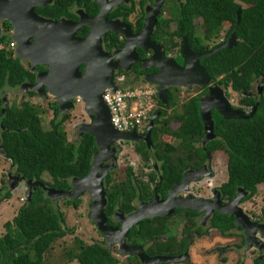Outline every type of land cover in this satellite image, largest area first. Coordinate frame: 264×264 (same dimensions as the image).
<instances>
[{
  "label": "trees",
  "instance_id": "trees-1",
  "mask_svg": "<svg viewBox=\"0 0 264 264\" xmlns=\"http://www.w3.org/2000/svg\"><path fill=\"white\" fill-rule=\"evenodd\" d=\"M202 19V36L195 33L196 18ZM236 44L231 48H222L212 55L200 59L212 81L231 88L236 92H247L252 82L263 78L262 92L257 99L244 96L241 102L257 107L253 115L247 119H224L218 112L213 113L214 133L227 152L228 182L225 184V194L232 198L237 187L249 192L252 197L257 185L264 183V0H183L180 6L170 10V17H160L157 23L156 35L165 44L167 51L179 46V40L187 36L194 51H204L215 47L209 40L216 38L224 22L230 24L225 38L237 24ZM176 22V28L171 29L169 21ZM10 40L6 35L0 36V92L5 88H21L24 82H34L35 72L26 68L13 51L1 46V43ZM34 95V90H28ZM199 98L195 95L183 102L181 112L174 115L180 125L174 130L166 131L180 140L181 151H202L195 144L203 135V123L199 114ZM161 103V101H159ZM177 105V96L174 89L168 91L167 107ZM50 121V128H42L41 113L37 106L28 101L21 105L5 106L0 95V148L15 164L17 173L22 179L35 180L58 190L71 187L74 177L85 176L90 170L92 155L97 146L93 136L84 133L77 142H70L66 138L62 121L57 116ZM167 115L161 110V117ZM155 123H162L159 118ZM213 140L212 143H217ZM198 146V145H197ZM157 152L163 151L160 156L164 159L162 181L158 191L165 194L168 188L180 182L183 167H173L169 153L178 150L174 144L154 146ZM147 152L144 146L142 149ZM172 163V162H171ZM48 174L50 181L43 179ZM149 182L132 180L129 175L126 181L114 183L111 186V177L105 178V194L107 203L104 207L106 216L113 214L115 209L125 212L132 208V202L137 197L152 198L154 191L151 182L157 179L155 174L149 176ZM0 192V202L11 197L6 189ZM247 198H243L245 200ZM80 198L67 199V204L77 207ZM176 213L181 208L175 209ZM264 212V211H263ZM196 211H191V227L188 235L182 239L179 253L187 249L188 242L194 235L198 237L209 235V230L215 225L219 233L226 237L234 234V229H240L234 222V217L224 215L213 216L210 226L204 227L196 222ZM154 219V218H153ZM144 219L138 226L129 229L127 243L141 245L150 256L162 254L160 250H151L148 244L157 241L159 230L152 223L156 219ZM218 221V222H217ZM5 233L0 235V264H44L43 255L48 252L54 242L66 234L73 232L66 225L64 212L53 200L46 195L41 187H35L29 200L19 208L17 214L4 223ZM73 248L68 250L69 261L76 259L79 264H121L120 260L104 246V244H85L75 238ZM225 247L219 248L224 251ZM128 259L137 260L134 264H141L134 255ZM131 264V263H129ZM163 264V263H162ZM240 264V261L237 262ZM253 264H264V257L254 259Z\"/></svg>",
  "mask_w": 264,
  "mask_h": 264
},
{
  "label": "water",
  "instance_id": "water-1",
  "mask_svg": "<svg viewBox=\"0 0 264 264\" xmlns=\"http://www.w3.org/2000/svg\"><path fill=\"white\" fill-rule=\"evenodd\" d=\"M164 1L155 0L154 6L150 8V11L153 10V12L150 16L147 15V24L139 36H134L129 26L118 19L109 22L105 21L104 27H99L96 21L100 18H106L105 11L96 17H88L81 14L79 22L70 20L50 21L34 15L29 6L28 9L36 25L29 30H24L15 24L16 29L12 36L16 42V56L20 60L30 61V66L28 67L30 70H33L37 65L44 66L48 62L52 63H50L52 66L51 74L45 71L37 72L34 82H24L21 85L23 90L29 88L42 95L46 87L56 98L61 113L70 110L72 108L71 100L79 97L85 103L86 112L95 116L91 123L84 124L79 129L81 133L86 131L91 134L98 148L93 154L88 173L82 177L72 178L71 187L66 190H58L38 181L32 183L31 180H28V184L31 185L32 189L41 187L52 200L64 196L75 199L85 190L90 192L92 198L90 216L106 244H117L120 255H134L141 264L174 263L189 257L187 252L175 256L166 254L150 256L146 253L143 246L129 245L127 243L128 230L131 227L137 225L143 219L169 215L174 212L175 208H189L202 212L201 224H204V221L215 210L233 216L235 224L244 229L246 241L250 245L260 244L255 236L257 231L264 235V221L260 222L250 219L239 206L240 200L246 193L243 188H238L233 200L227 204L208 205L201 197L192 194L179 195L188 190L186 187L188 181L186 174L183 175L179 183L170 188L165 199H160L157 188H155L153 200L142 202L135 213L121 220L119 228L107 225V217L104 211L107 203L104 175L107 174V168L102 167L101 163L106 155L111 153L110 144L112 142L117 139H131L136 135V132L135 129L131 130L130 133L118 131L110 122L111 115L108 106L103 100V94L106 89L116 91L118 87L115 85L111 75L113 71L106 74L100 71L103 66L100 67L102 60H109L107 53L103 51L101 46L102 36L107 31L125 36L126 45L121 51L122 55L123 53L133 54L136 46L152 51V62L150 63L153 64H149V66L154 65L160 71L154 76H150L148 81L158 86V96L163 103H167L168 90L171 87L192 88L194 85H209L212 79L205 67L201 65L200 59L212 55L222 48H231L236 44L235 31L240 21L239 17L237 24L231 30L227 39L215 47L204 51H194L190 47L187 37H185L179 51L184 60V66L178 65L171 56L163 53L160 44L154 43L150 39L152 27L156 22L159 8ZM83 25L90 27V30L86 37L80 38L76 33ZM51 33L54 36H57L55 33H63V36H61L64 42L63 44L61 43V47L56 51L52 49L48 51L46 47ZM31 38H34V40L32 41ZM121 54L117 52L114 55L123 60ZM82 64L85 65L83 74L78 71L79 66ZM60 67L69 74L63 75L62 70L59 69ZM60 87L62 89L67 88L68 91L59 89ZM200 104V116L204 129L202 143H206V141L215 137L211 115L212 109H217L224 119L241 120L251 117L257 107L256 103L249 114L240 109L232 108L230 101L224 94L223 88L218 83L209 87L208 95L201 99ZM155 118L156 115H153L150 126L143 136L148 143L151 142L150 131L154 125ZM31 195L32 191L28 193V200Z\"/></svg>",
  "mask_w": 264,
  "mask_h": 264
},
{
  "label": "flooded vegetation",
  "instance_id": "flooded-vegetation-1",
  "mask_svg": "<svg viewBox=\"0 0 264 264\" xmlns=\"http://www.w3.org/2000/svg\"><path fill=\"white\" fill-rule=\"evenodd\" d=\"M182 1L183 0H165L162 3V5L159 8L158 14H157L156 22L154 23V25L152 27L150 39L152 40V42L160 44V46H162L163 53L165 55L171 56L178 65L183 67L184 66V60L181 57L179 51H180L181 44H182L184 38L187 36L185 35L179 40V46L177 48L173 49L172 51L166 52L165 44L163 43V41L159 40L157 35L155 34L159 18L160 17L169 18L170 17V10L174 9L175 6L176 7L180 6ZM154 2H155V0H0V36L6 35L7 37L10 38L9 41H11V40H13L12 36H13L15 29H16L15 24L19 28L24 29V30H26V29L29 30L33 26L36 25L34 23L31 12L28 9V6H29V8L31 7V11L34 15H36L40 18L48 19L50 21L70 20V21H74V22H79L81 19V14L87 15L88 17H96L99 14H101L103 11H105L106 12V18L105 19L100 18L99 20L96 21L98 23L99 27H104L105 21L109 22V21L118 19L121 22H123L124 24L129 26V29L134 36H139L142 33V30L144 29L145 25L147 24V15L150 16L153 12V10L150 11V8H152L154 6ZM169 26L176 28V22L174 20L169 21ZM89 30H90V27H88L87 25H83L79 28L76 35L80 38H84L88 35ZM55 34H57V36L56 35L54 36L51 33L50 38L47 41L46 47H47L48 51H51V49L53 51H56L57 49H59L61 47V43L63 44V42H64L63 37H62L63 33L62 34L61 33L60 34L55 33ZM31 40L33 41L34 38H31ZM187 40H188V37H187ZM8 42L1 43V45L3 46ZM142 42H144V40H142ZM188 43H189V40H188ZM125 45H126L125 36L116 35L112 31L105 32V34L102 36L101 46H102L103 51L107 53L109 60L108 61L102 60L100 67L102 65L103 66H102L100 71L105 73V74L113 71L111 75L114 79L116 86L129 85L130 84L131 86L135 87L139 83H144V84L147 83L150 85H154L153 83L148 81V78L150 76H154L155 74H157L160 71V69H158L154 65L149 66V64H153V63H150V62H152L151 61L152 60L151 59L152 51L151 50H145L139 46H136L134 48L133 54H129V53L124 54L123 53V55H122L121 51H123V48ZM189 45H190V43H189ZM117 52H119L121 54V56L123 57V60L121 58L117 57L116 55H114ZM173 53H175V54H173ZM14 55L16 56V54H14ZM25 63L28 65V67L30 66V61L26 60ZM50 63L51 62H48L44 66L43 65H37L34 68L35 74L37 72H41V71H45L46 73L51 74V72H52L51 71V68H52L51 64L52 63L51 64ZM84 68H85V65L82 64L79 66L78 71L81 74H83ZM59 69L62 70V67H60ZM65 71L66 70H62V74L68 75L69 73L65 72ZM215 83L216 82L211 80V83L207 86H196V85H194L192 88H186L188 90L197 89L195 94L192 95L191 97H193L195 95H200V98H199V114H200V106H201L200 101H201V99L203 97H205L206 95H208L209 87ZM64 84H66V83L64 82ZM155 86H156V89L158 92V86L157 85H155ZM220 86L223 88L224 94L226 95L227 94L225 91L226 88H224L222 85H220ZM178 88L179 87H171L168 91L174 89V91L176 92L178 90ZM20 89H22V88H20ZM59 89H62V87H60ZM62 90L68 91L67 88H64ZM259 91L262 92V88H260ZM260 92L258 93V95L260 94ZM35 93H36V91H35ZM241 93H243V92H241ZM44 94L51 97L50 104H49V106L51 108V113H52L51 120L55 117L54 105H56L57 111L59 113V116H57V118L60 120L63 115L66 116L62 121V123H63L67 119L68 111H66L65 113L60 112V108H59V105L57 103L56 98L47 90L46 87H45ZM258 95L253 94L252 96H250V99H253V98L257 99ZM191 97H189L188 99H190ZM159 101H161L160 98H159ZM80 102L84 103V101L81 100L79 97L73 98L71 100L72 108L75 105H77L78 103L80 104ZM241 103H242V105L234 106L230 102L232 108L240 109V110L244 111L245 113L249 114L251 112V110L253 109L254 105L251 106V110L249 112H247V110L245 108L249 107V105H247L243 102H241ZM167 104H168V101H167V103H163L161 101V103H160L161 109L158 110L157 113L155 114L156 118L159 117V119H161L162 118L161 117V110H164V109L167 110L168 108H170V107H167ZM215 111L218 112L217 109L211 110L212 119H213V113ZM85 113L88 117V121L86 124L91 123L94 120L95 116L93 114H90L87 112H85ZM200 118H201V116H200ZM150 121H151V119L149 118V122L146 125L143 132L137 131L136 128H133V129H135V132H136V135L133 138L125 139V140L117 139L116 141L112 142L110 144L111 153L106 155L105 158L111 157L113 162H117V160L119 159L120 161H118V163H120V164H123L125 162V159L130 160L129 164L127 163V166L125 168L124 178L121 179L120 181H118L117 183H120L122 181H126L127 177L129 175L131 177L137 175L134 173V170L132 167L133 166L132 164H134V161H132V160H135V162H137L138 164H140L144 167H149V168L153 167V169L155 171L154 173L157 176V179L154 182H156L158 180L155 188H157V193L160 196V199L161 198L165 199L167 197V194H168V191L170 190V188L179 182L172 184L168 188V190L165 194H162L161 192L158 191V185L162 181V171H163L162 168H163L164 159L160 156V154H162L163 151L157 152L154 149L155 148L154 146L164 145L165 143H163V142L157 143L153 140L154 131L158 132V130H159V129H157V127H155V120H154V125L150 131V141L151 142L148 143L145 140V138L143 136L147 132V130L150 126ZM133 129H131V130H133ZM131 130L121 131V132L130 133ZM84 133H88V132L83 131L81 133L78 129V131H77V142L81 139V137ZM213 133H214V120H213ZM203 135H204V129H203ZM203 135H202V138L200 139V141L195 144V147H200L202 149V151L197 153L195 150L189 149L186 151H182L181 154H178L176 151L171 152V153H169L170 162H168L167 166L172 164L173 167H179V166L183 167L182 177L184 174H186V176L188 178L186 187L188 188L189 191L187 193H180L179 195L192 194L194 196L201 197L202 199H204L208 203V205H212V204L214 205V204H219V203L227 204L233 200V198L235 197V195L238 191V188H240V187H237L234 196L232 198H230V197H228L227 194H225L226 190L223 189V187H221L222 184H216L215 179L217 176L214 173V170L212 168L213 167L212 161H213L215 152L210 151V150L204 151L203 148H205V150H206V148L211 147L210 144L213 142V140H217L218 141L217 143H220V142L214 133L215 137L213 139L206 141V143H202L203 137H204ZM127 145H130L132 147V151H127V150L124 151L123 150V146H127ZM144 146L147 148V152H144L143 150H139V148L142 149ZM112 149H113V151H112ZM92 160H93V155H92ZM92 160H91V162H92ZM103 161L104 160H102L101 166L107 168V174L104 175V180H105V178L108 175H110V177H111V172L114 170V168L111 169V168L107 167L106 166L107 163L105 162V164H104ZM158 163H159V165H158ZM90 167H91V165H90ZM116 167H117V165H115V168ZM150 175H151V173L147 174L146 179H145L148 182H149V178H150L149 176ZM182 177H181V179H182ZM205 177L210 178L209 182L204 180ZM211 178H213V179H211ZM132 180H133V177H132ZM104 183H105V181H104ZM114 183H116V182H111L110 183L111 186H115ZM152 183L153 182H151L150 184H152ZM155 188H153V191ZM153 198H154V194H153L152 198H150V199H142V198L137 197V199H135L132 202V208L125 211V212H122L118 208L115 209L113 214L109 217L110 222H108V217L106 216L107 217V225L112 226L114 228H119L121 226V220L122 219H126L129 215H132L133 213H135L139 209V206L142 202L152 201ZM242 201H243V198H242ZM191 211H196V210L189 209V208H181L180 213L186 212L188 214L187 218L190 219ZM196 212L198 213L196 215L197 220L199 221L198 223L201 224V219H202L203 213L202 212L200 213L198 211H196ZM177 213H179V212H177ZM177 213L174 210V212L169 214V215L156 216L153 218L156 220L170 219L171 217H173ZM224 215H226V214L220 213V212L215 210L211 213V215L207 219H211L213 216H215L216 218L219 216L223 217ZM153 218H149V219H153ZM189 219H187V220H189ZM143 220H141V221H143ZM156 220L153 221L152 223L153 224L156 223ZM263 221H260V222H263ZM139 223L137 225H134V226H138ZM201 225L203 226V224H201ZM189 245H190V242H188L187 249L185 251L179 253V254H183L184 252L188 253ZM162 254L173 255V256L179 255V254H177V252L176 253L165 252ZM188 255H189V253H188ZM169 263H171V262L163 263V264H169Z\"/></svg>",
  "mask_w": 264,
  "mask_h": 264
},
{
  "label": "rangeland",
  "instance_id": "rangeland-1",
  "mask_svg": "<svg viewBox=\"0 0 264 264\" xmlns=\"http://www.w3.org/2000/svg\"><path fill=\"white\" fill-rule=\"evenodd\" d=\"M194 22L195 33L202 36L203 28L201 17L196 18ZM229 26L230 24L228 22H224L218 32V36L209 40L210 44L214 45L225 41L227 39L225 38V34L229 29ZM170 28L173 29L174 27L170 26ZM6 44L3 46L6 47ZM20 61L26 68H28V65L25 63L26 60ZM31 71L34 72V69ZM262 86L263 78H258L252 82V85L247 92L241 93L236 92L231 88L225 89L227 93L226 97L228 100H230L231 104H233L234 106H239L242 105L241 100L244 96L250 98V96H252L253 94L258 95V93L260 92L259 90L260 88H262ZM135 87H139L140 91L142 92V101L148 110L150 108L149 113L151 119L152 116L161 109L156 86L147 83H139ZM28 90L31 89L27 88L26 90H23L18 87L5 88L0 92V95L5 102V106L12 105L14 103L19 106L22 102L25 101H28L29 103L37 106L40 110L43 111L41 113L42 128L49 129L50 120L52 118L51 108L49 106L51 97L47 96L46 94L39 95L37 92L34 95H29ZM196 90L197 89L188 90L183 87L178 88V90L175 92V95L177 96V105L166 110L167 115L160 119L162 123H155V127L159 129L158 132L154 131L153 133V140L155 142L174 144L175 148H179V144L181 141L174 138L166 130L169 129L170 131H174L179 127V121L175 120L173 117L175 113L181 112V104L189 97L194 95ZM146 91L148 92L145 93ZM245 109L247 110V112H249L251 110V106L246 107ZM85 112V103L82 102H80V104L78 103L73 108L68 110L67 119L62 123L68 141L77 143V131L78 129H80L81 125L86 124L88 121V117ZM210 146L211 147L206 148V150L205 148L203 149L204 151L210 150L215 152L212 161V168L217 176L215 182L216 184H222L221 187L225 189L224 186L228 182L227 152L221 142L211 143ZM123 150L132 151V147L130 145L123 146ZM176 152L178 154L182 153L180 148L176 150ZM118 161L120 160L118 159L117 162H113L111 157H107L103 161L104 164L105 162L107 163V167L111 169L114 168V170L111 172V182H118L124 178V171L127 163L129 164L130 160L125 159V162L123 164L118 163ZM132 161H134V164H132L134 173L137 174L135 176H132L134 180L148 182L145 180L147 174H155L153 167H144L135 162V160ZM115 165H117L116 168ZM43 179L46 181L51 180L48 174H44ZM209 179L210 178L208 177L204 178V180L208 182ZM27 181L28 180L22 179V177L19 176L15 164L12 162L11 158L5 156L0 148V192L2 189H8L11 192V197L9 199H4L0 202V235L5 233L4 223L7 220H11L17 214L19 208L25 203L26 200H28V193L30 191H33L31 185H29ZM157 181L151 184L153 188L156 187ZM31 182L33 183L36 181L31 180ZM188 191L189 190L182 193H187ZM248 194L249 192L247 191L246 193H244L242 198L247 199L243 201L241 199L239 206L250 219L255 221H263L264 183L257 185L256 193L252 197H246L248 196ZM77 198L81 199L77 207L73 206L72 204L66 203V200L69 199V197L67 196L53 200V203L61 211L64 212L66 225L68 228H72L73 232L64 235L54 242L48 252L43 255L44 264H79L77 260L69 261L68 257V250L74 247V239L76 237L81 239L85 244L88 245L101 242L112 252L114 256H116L120 260L121 264H134L137 260L128 259L127 256H124L122 254L120 255L118 251V245H107L102 235L99 233L94 221L90 216L92 205L90 192L85 190ZM187 216L188 214L186 212H179L170 219L156 220L154 226H156V228L161 231L159 232L158 240H155L151 244H148L151 250H160L162 253L177 252V254H179L181 240L188 235L187 230L191 227V221L189 218H187ZM196 222H199L197 220V217ZM203 226H210V219H206ZM238 228L240 229H234V234H232V236L225 238L219 233L215 225L212 226V231H209V236L207 238L201 239L197 242H194L193 238L189 240V257L187 259L169 264H237V262L239 261L240 264H253L256 257L263 258L264 235L261 232L257 231L255 236L257 237V240L258 242H260V244L250 245L246 241L244 229L242 227ZM192 235H195L194 230H192ZM221 247H225V250L222 252L219 251V248Z\"/></svg>",
  "mask_w": 264,
  "mask_h": 264
},
{
  "label": "built area",
  "instance_id": "built-area-1",
  "mask_svg": "<svg viewBox=\"0 0 264 264\" xmlns=\"http://www.w3.org/2000/svg\"><path fill=\"white\" fill-rule=\"evenodd\" d=\"M6 48L15 54L16 42L9 41ZM117 87L116 91L106 89L103 94V100L110 111L111 124L118 131H129L136 128L137 131L143 132L149 122L150 108L148 110L143 103L142 92L139 87L130 84Z\"/></svg>",
  "mask_w": 264,
  "mask_h": 264
},
{
  "label": "crops",
  "instance_id": "crops-1",
  "mask_svg": "<svg viewBox=\"0 0 264 264\" xmlns=\"http://www.w3.org/2000/svg\"><path fill=\"white\" fill-rule=\"evenodd\" d=\"M210 232L212 231V229H210L209 230ZM209 235H203V236H201V237H198V236H196V235H194V237H193V241L194 242H197V241H200L201 239H204V238H207ZM191 247H192V245H191ZM73 260H76V259H73ZM72 260V261H73ZM78 262V261H77ZM79 263V262H78ZM172 263V262H171Z\"/></svg>",
  "mask_w": 264,
  "mask_h": 264
}]
</instances>
